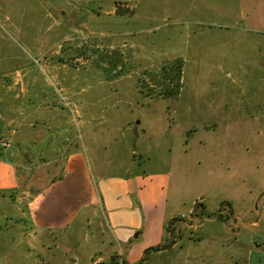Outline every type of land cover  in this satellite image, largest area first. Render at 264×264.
Wrapping results in <instances>:
<instances>
[{
    "label": "rangeland",
    "instance_id": "374dc122",
    "mask_svg": "<svg viewBox=\"0 0 264 264\" xmlns=\"http://www.w3.org/2000/svg\"><path fill=\"white\" fill-rule=\"evenodd\" d=\"M173 60L179 94L141 93ZM27 84L51 92L41 147L71 136L86 161L46 235L68 234L73 205L75 225L117 211L134 227L127 264H246L250 235L264 238V15L244 19L239 0H0V107ZM52 166L19 165L20 186L44 187ZM2 193L0 264H89L91 228L79 253L44 242Z\"/></svg>",
    "mask_w": 264,
    "mask_h": 264
},
{
    "label": "crops",
    "instance_id": "0c3cea01",
    "mask_svg": "<svg viewBox=\"0 0 264 264\" xmlns=\"http://www.w3.org/2000/svg\"><path fill=\"white\" fill-rule=\"evenodd\" d=\"M239 2L241 3V15L244 19H263L264 0H239ZM6 92L12 93L11 90ZM50 94L51 92L37 89L30 90V85L27 84L25 93L15 95V98L21 100L27 96L26 98L32 101L31 104L26 106L25 98L17 105V108L9 101L0 107V133L9 143V146L0 155V198H4L2 193L4 192L12 196L19 209L22 207L27 208L28 218L31 219L34 226L31 236L37 239L41 238L44 242L51 240L56 245L64 244L63 247L69 250L78 246L76 252L72 251L79 253L81 251H79V240L74 241L75 237L85 229L91 228V237L88 236L85 239L87 244L90 242L93 246L92 252L90 251L87 257L89 264H127L134 257V249L129 250V246L132 245L130 232L134 231V227L127 222L124 223L123 218L125 216L117 213V211H114V214L109 211L111 214L109 217L107 212V217L105 214H103L104 217L100 214L97 222L88 220L87 224L83 225L80 220L75 225L79 210H76L75 205H73L74 215L71 214V218L67 222L69 223L68 234L60 239L55 238L51 231L49 235L45 233V226L55 227L56 224H47V220L44 219H47V217L56 219L64 213V207L69 202V197L66 195L67 191H74L72 188L75 187H85L86 180V161L77 139L68 136L64 140L67 145L63 153L59 152L61 139L51 136V134L44 137L46 139L45 145L42 147L40 145L42 137L39 135L41 131L34 124V117L41 115V110L49 105ZM30 163L54 165L51 169L58 168V175L54 176L42 188L35 190L26 188L24 190L20 186L22 172L19 171V165L27 166ZM61 163L62 166H60ZM22 194L24 195L23 200L20 199ZM62 201L66 204L59 205L58 203ZM66 208L68 209L69 206H66ZM104 218L107 219L106 222L103 221ZM190 227H192V224ZM73 228L75 229L73 230ZM59 230L61 229L59 228ZM249 240L250 248L247 253L246 264H264V238L254 237L251 234ZM72 242L74 245H72ZM175 246L176 244H173V247ZM130 248H133V246Z\"/></svg>",
    "mask_w": 264,
    "mask_h": 264
},
{
    "label": "trees",
    "instance_id": "16d2710c",
    "mask_svg": "<svg viewBox=\"0 0 264 264\" xmlns=\"http://www.w3.org/2000/svg\"><path fill=\"white\" fill-rule=\"evenodd\" d=\"M118 12V11H117ZM155 74L157 82L151 87L142 78L139 79V90L150 98H169L179 94L182 85L183 64L181 60L165 63L157 72L146 74L151 77ZM149 88V89H148Z\"/></svg>",
    "mask_w": 264,
    "mask_h": 264
},
{
    "label": "built area",
    "instance_id": "2783aa9c",
    "mask_svg": "<svg viewBox=\"0 0 264 264\" xmlns=\"http://www.w3.org/2000/svg\"><path fill=\"white\" fill-rule=\"evenodd\" d=\"M9 146L8 141L3 138H0V151L6 149Z\"/></svg>",
    "mask_w": 264,
    "mask_h": 264
}]
</instances>
